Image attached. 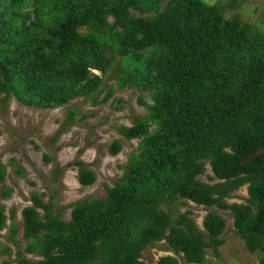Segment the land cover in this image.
Returning <instances> with one entry per match:
<instances>
[{
  "label": "trees",
  "instance_id": "trees-1",
  "mask_svg": "<svg viewBox=\"0 0 264 264\" xmlns=\"http://www.w3.org/2000/svg\"><path fill=\"white\" fill-rule=\"evenodd\" d=\"M226 11L203 0H0V97L40 109L80 97L97 104L103 82L92 70L105 76L119 57L118 85L136 89L145 109L118 128L140 141L121 181L104 198L75 203L68 222L33 193L24 238L40 259L18 251L1 264H149L143 252L161 241L177 257L158 264H204L207 250L224 244L226 221L210 212L200 230L190 211L177 209L182 201L230 211L236 234L264 264V31ZM75 119L70 110L62 131ZM122 147L115 140L109 151ZM207 162L210 183L200 179ZM72 165L81 185L96 183L87 165ZM244 186L247 203H229ZM7 221L0 205V231Z\"/></svg>",
  "mask_w": 264,
  "mask_h": 264
},
{
  "label": "rangeland",
  "instance_id": "rangeland-1",
  "mask_svg": "<svg viewBox=\"0 0 264 264\" xmlns=\"http://www.w3.org/2000/svg\"><path fill=\"white\" fill-rule=\"evenodd\" d=\"M203 1L212 5L221 3L227 7V18L237 16L264 31V0ZM234 1L235 6L231 7ZM32 11V6L26 10ZM119 60L117 57L105 76L92 70V74L103 82L94 95L97 104L80 97L62 107L40 109L25 106L14 96L0 97V163L6 167L5 182L0 184V205L8 217L6 228L0 231V264L4 260H16L18 251L29 260L40 259L26 252L29 241L24 238L22 211L32 205L33 193L45 194V201H53L55 212L68 222L75 203L87 197L104 198L106 187L121 181L124 166L140 141L125 140L118 128L132 126L137 117L145 114V109L138 104L136 89L118 85L119 71L124 67L119 65ZM109 95V100L102 102ZM70 110L76 113L75 122L68 130L62 131ZM115 140H122L123 147L120 153L112 155L109 148ZM46 157L51 160L47 161ZM78 161L95 172L94 185L85 187L80 184L79 168L72 165ZM206 168L200 179L208 183L207 176L213 175L209 162ZM4 186L9 191L5 197L2 195ZM249 197L248 186H244L234 192L228 202L245 204ZM182 202L177 209L183 214L190 211L200 230L205 231L204 219L210 212L226 221L222 236L224 244L217 250L208 249L204 264H260L261 253H250L246 249L244 241L236 234L230 211ZM12 213L14 219H11ZM12 223L17 227L16 234L10 232ZM8 237L17 244L12 239L9 242ZM7 247L11 252L7 253ZM164 256L177 257L167 249L165 241L149 246L143 252V260L149 264H158ZM178 259L180 264H186L183 257Z\"/></svg>",
  "mask_w": 264,
  "mask_h": 264
},
{
  "label": "bare ground",
  "instance_id": "bare-ground-1",
  "mask_svg": "<svg viewBox=\"0 0 264 264\" xmlns=\"http://www.w3.org/2000/svg\"><path fill=\"white\" fill-rule=\"evenodd\" d=\"M97 71V70H96Z\"/></svg>",
  "mask_w": 264,
  "mask_h": 264
}]
</instances>
